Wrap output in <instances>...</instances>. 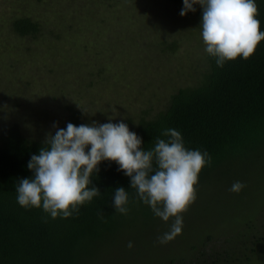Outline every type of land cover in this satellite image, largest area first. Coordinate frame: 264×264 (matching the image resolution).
Masks as SVG:
<instances>
[{"label":"rangeland","instance_id":"1","mask_svg":"<svg viewBox=\"0 0 264 264\" xmlns=\"http://www.w3.org/2000/svg\"><path fill=\"white\" fill-rule=\"evenodd\" d=\"M182 8L170 0H0V131L18 124L27 139L45 140L65 125L66 106L82 113L83 124L152 117L177 89L197 82L207 59L201 7L184 16ZM19 18L38 23L35 37L13 32ZM262 158L196 188L182 233L170 242L157 238L174 218L134 215L75 264H179L207 234L210 246L228 249L223 238L248 218L261 246L247 251V264H264ZM234 181L245 184L239 193L229 191Z\"/></svg>","mask_w":264,"mask_h":264},{"label":"trees","instance_id":"2","mask_svg":"<svg viewBox=\"0 0 264 264\" xmlns=\"http://www.w3.org/2000/svg\"><path fill=\"white\" fill-rule=\"evenodd\" d=\"M170 1L183 5V0ZM255 2L259 13L256 18L260 31L264 32V0ZM12 30L19 37H35L39 25L29 18H19L12 22ZM199 74L195 84L177 89L169 96L165 107L152 117L125 121L129 130L141 137L143 150H153L157 138L167 142L169 137L162 133L173 128L181 133L187 149L207 151L212 163L199 173L195 189L221 174H228L231 168L263 159L264 40L258 43L249 59L238 56L226 61L223 67H217L215 58L207 54ZM65 109L67 118L62 128L68 123L77 126L84 123L79 110L72 106ZM45 141L27 139L18 124L0 131V264H75L93 245L107 243L126 218L154 215L130 187V178L119 170L116 162L108 160L99 163L98 170L91 175L92 185L88 186L97 187L100 195L79 206L78 213L53 219L42 207L22 208L17 203L15 188L19 180L32 177L27 164L32 155H38L42 147H47ZM118 187L128 193L126 215L115 212L113 207ZM253 221L252 218L244 220V227L223 238L222 243L228 244V249L210 246L213 236L207 234L196 255L192 253L178 263L235 264L243 260V264H247L251 259L247 251L254 252V248L261 246L258 236L252 233L257 229ZM196 246H190V252L195 251ZM166 262L175 264L177 260Z\"/></svg>","mask_w":264,"mask_h":264},{"label":"clouds","instance_id":"3","mask_svg":"<svg viewBox=\"0 0 264 264\" xmlns=\"http://www.w3.org/2000/svg\"><path fill=\"white\" fill-rule=\"evenodd\" d=\"M196 4L202 9L199 26L205 51L215 58L217 67L238 56L249 59L264 40L255 0H183L179 14L194 12ZM162 134L169 137L167 142L157 138L153 150H143L141 137L122 121L79 126L68 123L66 128H57L55 135L46 138L47 147L31 156L27 168L33 175L19 180L17 203L25 209L42 207L53 219L68 218L100 195L97 187H88L92 185L91 175L101 161H114L130 178L136 196L156 217L165 222L174 218L169 231L157 238L166 244L182 233V213L195 202L194 185L212 159L207 151L187 149L176 129H166ZM244 187L243 182L234 181L229 191L239 193ZM128 203V193L118 187L113 197L115 212L126 215ZM132 246L130 241L127 247Z\"/></svg>","mask_w":264,"mask_h":264}]
</instances>
